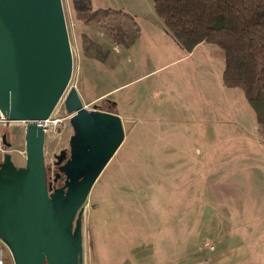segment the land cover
Returning a JSON list of instances; mask_svg holds the SVG:
<instances>
[{"label":"rangeland","instance_id":"1","mask_svg":"<svg viewBox=\"0 0 264 264\" xmlns=\"http://www.w3.org/2000/svg\"><path fill=\"white\" fill-rule=\"evenodd\" d=\"M93 2L98 8L129 13L140 33L138 55L129 57L133 70L121 71L123 62L118 65L112 52L96 70L89 69L79 44V34L86 28L74 21L71 0H61L73 67L69 85L44 126L49 181L57 172L55 155L62 150L69 155L72 115L64 101L71 88L77 89L87 110L116 112L121 98L125 111L123 142L83 207V264L133 263L134 251L140 247L147 258L157 247L171 257L180 256L184 248L191 261L206 259L217 242L246 226L256 229L249 240L260 242L264 134L243 92L226 89L221 81L219 86L215 81H203L195 68L212 61L213 54L198 49L191 59H185L186 52L173 35L160 29L165 26L155 14L152 0ZM118 25L131 29L128 21L112 18L90 26L94 28L91 33L101 42L112 41L107 29ZM213 47L224 61L222 50ZM147 68L155 72L134 81ZM91 77H95V85L89 84ZM124 84L128 85L109 100L90 102L102 90ZM25 131L26 123L6 122L0 115V163L8 153L16 167L25 166ZM2 135L7 136L9 149L3 146ZM60 185L61 181L56 187Z\"/></svg>","mask_w":264,"mask_h":264},{"label":"water","instance_id":"2","mask_svg":"<svg viewBox=\"0 0 264 264\" xmlns=\"http://www.w3.org/2000/svg\"><path fill=\"white\" fill-rule=\"evenodd\" d=\"M61 0H0V115L24 122L25 166L5 153L0 163V241L13 264H83L82 213L96 180L123 142L116 113L87 110L76 88L69 157L55 156L63 185L52 188L44 164L45 130L72 76ZM2 144L10 147L5 135Z\"/></svg>","mask_w":264,"mask_h":264},{"label":"trees","instance_id":"3","mask_svg":"<svg viewBox=\"0 0 264 264\" xmlns=\"http://www.w3.org/2000/svg\"><path fill=\"white\" fill-rule=\"evenodd\" d=\"M154 12L180 47L190 53L199 44H212L222 50V85L238 89L255 113L264 134V0H152ZM74 21L81 29L112 18L130 23L109 27L114 44L130 49L140 29L129 13L112 7L98 8L93 0H71ZM80 53L85 60L104 64L110 52L81 32Z\"/></svg>","mask_w":264,"mask_h":264},{"label":"crops","instance_id":"4","mask_svg":"<svg viewBox=\"0 0 264 264\" xmlns=\"http://www.w3.org/2000/svg\"><path fill=\"white\" fill-rule=\"evenodd\" d=\"M161 24V23H160ZM163 24V22H162ZM93 27H89L85 29V33L88 34L89 36L93 37L94 40H96L99 45L103 47L104 50L112 52L115 58L117 56L118 59V65H120L121 61L123 62L122 64H125L124 67L121 66L119 68H122L121 71L125 72L128 70H133L135 67H133V60L130 59L129 57H136L138 54H136V50L138 48V39L136 40L135 44L133 47L130 49H125L119 45L114 44L112 41H99L95 39V37L92 35ZM160 29L163 32H169L166 31L164 27H160ZM214 46V45H213ZM212 44H205L201 43L197 45L192 52L186 53L185 59H191L192 55L198 50H205L207 52H211L213 54V60L212 61H206L204 62L201 66H198V68H195V71H199L202 76L203 81L206 83L208 82H217L219 86V81H221L222 84V73L224 70V61L220 58L219 54L216 55L215 47H213ZM217 47V46H216ZM86 66L89 69L96 70L99 64L95 61L87 60ZM223 67V68H222ZM155 70H145V74H143L141 77L136 78L134 81H139L144 77L150 76L153 74ZM221 73V76H220ZM200 76V77H201ZM95 77H91L88 82L91 85H95L92 83V79ZM133 81L129 82L132 83ZM128 83V84H129ZM128 84H124L121 86H117L114 88H107L105 90H102L99 94L93 95V97L90 98L91 103H97L102 100H109V97L113 95L114 92L117 90L122 89ZM216 84V83H215ZM223 86V85H222ZM122 100L119 98L116 102V112H111V113H116L121 119H123V116L125 115V111L122 110L121 107ZM255 228L253 226H246V227H241V229L237 230H232L231 235L229 238L220 240L215 244L213 247H211L210 250H212V255L211 257H208L206 259H200V260H195L191 261L189 257V253L183 252L181 249V254L180 256H168L165 255L164 249L159 248L151 249V256L149 258L143 257V250L140 247L139 249H135L134 251V258H133V263L125 260L124 262L120 264H264V226L262 227L261 234L262 240L259 241H252L249 240L248 235H251L255 232ZM244 234H247V236L244 238ZM160 247L166 248L164 245H159ZM178 249V248H176ZM173 249H171L172 251ZM160 251V252H158ZM170 251V252H171ZM158 252V253H157ZM156 256V257H155Z\"/></svg>","mask_w":264,"mask_h":264},{"label":"built area","instance_id":"5","mask_svg":"<svg viewBox=\"0 0 264 264\" xmlns=\"http://www.w3.org/2000/svg\"><path fill=\"white\" fill-rule=\"evenodd\" d=\"M1 120L4 119L1 117ZM48 120L40 122V125L43 127L44 130H45L44 126L48 122ZM0 264H13V260L9 250L1 241H0Z\"/></svg>","mask_w":264,"mask_h":264},{"label":"flooded vegetation","instance_id":"6","mask_svg":"<svg viewBox=\"0 0 264 264\" xmlns=\"http://www.w3.org/2000/svg\"><path fill=\"white\" fill-rule=\"evenodd\" d=\"M2 136H3V135H2ZM5 137H6V141H7V136L5 135ZM7 143H9V142L7 141ZM9 144H10V143H9ZM5 149H8V148H5ZM60 152H61V151H60ZM60 152H59V153H60ZM4 155H5V154H4ZM4 155H3V156H4ZM55 156H56V155H55ZM68 157H69V155H68V153H67V151H66V159H68ZM2 161H3V157H2ZM54 163H55V162H54ZM54 166H55V164H54ZM55 167H56V169L58 170V167H57V166H55ZM56 173H57V172H56ZM56 173H55V175H56ZM55 175H54V176H55ZM52 180H53V179H52ZM60 181L62 182V185H63L64 177H63L62 175L58 178V180H57L56 182H52V181H51V182H52V188H53V189H58V188H60L62 185H60L59 187H56V184L59 183Z\"/></svg>","mask_w":264,"mask_h":264}]
</instances>
